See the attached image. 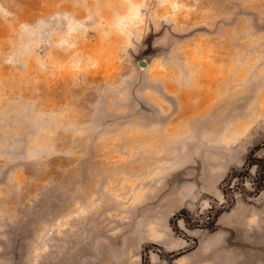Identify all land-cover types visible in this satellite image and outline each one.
Here are the masks:
<instances>
[{
	"label": "rangeland",
	"instance_id": "374dc122",
	"mask_svg": "<svg viewBox=\"0 0 264 264\" xmlns=\"http://www.w3.org/2000/svg\"><path fill=\"white\" fill-rule=\"evenodd\" d=\"M0 0V264H264V0Z\"/></svg>",
	"mask_w": 264,
	"mask_h": 264
},
{
	"label": "clouds",
	"instance_id": "9594fccd",
	"mask_svg": "<svg viewBox=\"0 0 264 264\" xmlns=\"http://www.w3.org/2000/svg\"><path fill=\"white\" fill-rule=\"evenodd\" d=\"M172 6L174 11H180L182 10L180 8V0H167Z\"/></svg>",
	"mask_w": 264,
	"mask_h": 264
}]
</instances>
